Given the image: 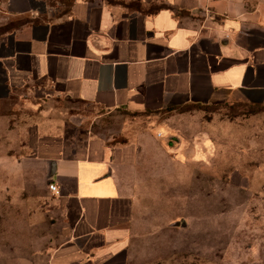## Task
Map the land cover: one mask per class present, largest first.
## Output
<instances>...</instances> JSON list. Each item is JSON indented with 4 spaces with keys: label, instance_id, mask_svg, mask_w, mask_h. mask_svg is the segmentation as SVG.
Returning a JSON list of instances; mask_svg holds the SVG:
<instances>
[{
    "label": "crops",
    "instance_id": "0c3cea01",
    "mask_svg": "<svg viewBox=\"0 0 264 264\" xmlns=\"http://www.w3.org/2000/svg\"><path fill=\"white\" fill-rule=\"evenodd\" d=\"M62 95L138 114L264 107V0H0V104ZM139 153L54 121L31 126L23 164L58 187L57 236L0 264H95L127 249L122 185Z\"/></svg>",
    "mask_w": 264,
    "mask_h": 264
},
{
    "label": "rangeland",
    "instance_id": "374dc122",
    "mask_svg": "<svg viewBox=\"0 0 264 264\" xmlns=\"http://www.w3.org/2000/svg\"><path fill=\"white\" fill-rule=\"evenodd\" d=\"M54 99L0 104V257L31 255L57 236L49 189L23 164L28 129L54 121L80 140L140 150L122 185L130 242L95 264H264L263 106L138 114Z\"/></svg>",
    "mask_w": 264,
    "mask_h": 264
},
{
    "label": "built area",
    "instance_id": "2783aa9c",
    "mask_svg": "<svg viewBox=\"0 0 264 264\" xmlns=\"http://www.w3.org/2000/svg\"><path fill=\"white\" fill-rule=\"evenodd\" d=\"M48 189L52 195H55L58 191V187L54 183H50Z\"/></svg>",
    "mask_w": 264,
    "mask_h": 264
}]
</instances>
